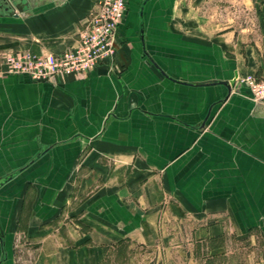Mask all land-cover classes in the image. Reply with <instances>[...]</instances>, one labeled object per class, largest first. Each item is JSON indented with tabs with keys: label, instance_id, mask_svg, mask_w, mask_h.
<instances>
[{
	"label": "crops",
	"instance_id": "1",
	"mask_svg": "<svg viewBox=\"0 0 264 264\" xmlns=\"http://www.w3.org/2000/svg\"><path fill=\"white\" fill-rule=\"evenodd\" d=\"M139 1L113 59L50 83L3 53L73 47L97 0H4L0 258L15 224L29 264H216L234 243L264 264V107L240 81L264 77V0Z\"/></svg>",
	"mask_w": 264,
	"mask_h": 264
},
{
	"label": "built area",
	"instance_id": "2",
	"mask_svg": "<svg viewBox=\"0 0 264 264\" xmlns=\"http://www.w3.org/2000/svg\"><path fill=\"white\" fill-rule=\"evenodd\" d=\"M96 10L79 28L77 43L61 53H34L17 49L3 53L7 71L32 82L55 83L65 74L85 76L106 60L113 59L121 41L120 27L127 17L128 0H97ZM250 97L264 107V77L249 74L240 79Z\"/></svg>",
	"mask_w": 264,
	"mask_h": 264
},
{
	"label": "rangeland",
	"instance_id": "3",
	"mask_svg": "<svg viewBox=\"0 0 264 264\" xmlns=\"http://www.w3.org/2000/svg\"><path fill=\"white\" fill-rule=\"evenodd\" d=\"M142 2H143V0L136 2V5L134 7H132L134 14L137 16L140 13ZM217 4L219 7L222 6V9H224L226 2L224 0H218ZM230 4H231L230 2H227V6ZM238 10H239L238 18L236 19L235 23L238 22V19H239L240 10H241L240 5H238ZM219 13H220V15L218 16V22L221 23L220 27H224V26L230 25L232 23V21H230L232 15L230 14L229 11L223 10V12L221 11ZM233 23H234V21H233ZM7 212H6V214H4V217H6V215L9 216V214H10V212H12V210H8ZM8 218L10 220V217H8ZM21 228L22 227H18V226L16 227L15 224H13V225L8 224V227H4V233H7V236L9 235L8 236L9 237L8 249L10 252V256H9L10 258L5 260L4 264H23V263L29 264L30 263V258L26 255L29 258V260L25 262V261H23V259H22L23 256L21 254L23 251V253L25 252V253H30L29 255H33V249H32L33 244L31 243V239H29L26 235L21 234L22 237H20V235H18V231L20 232ZM229 251L230 252H229L227 258H225L223 256L221 258L214 259L213 262L216 264H242L244 256L241 255L240 251H245V250H240L239 244L234 243V246H232V249L230 248ZM17 255H18V257L20 255V257H22V258H17ZM15 259L16 260L20 259V261L17 260V262H16ZM146 260H147L146 258H144V259L138 258L137 260L135 259V261H136L135 264H147ZM153 261H155V259ZM176 261H178V259H176ZM151 263H153V262H151Z\"/></svg>",
	"mask_w": 264,
	"mask_h": 264
},
{
	"label": "water",
	"instance_id": "4",
	"mask_svg": "<svg viewBox=\"0 0 264 264\" xmlns=\"http://www.w3.org/2000/svg\"><path fill=\"white\" fill-rule=\"evenodd\" d=\"M148 2V0H144V2H143V4H142V9H143V7H144V5L146 4ZM141 14H142V10H141ZM141 40H142V42L144 43V40H145V38H144V29H143V21H142V25H141ZM217 84H224V85H226L228 88H232V86L235 84V80H232V81H217ZM259 105V107H263L262 105H260V104H258ZM9 178V177H8ZM8 178H6V179H4V181H7L8 180ZM3 181V182H4ZM3 182H1L0 184H2Z\"/></svg>",
	"mask_w": 264,
	"mask_h": 264
},
{
	"label": "flooded vegetation",
	"instance_id": "5",
	"mask_svg": "<svg viewBox=\"0 0 264 264\" xmlns=\"http://www.w3.org/2000/svg\"><path fill=\"white\" fill-rule=\"evenodd\" d=\"M0 9H2V10H4V9L9 10V8L6 7V5L4 4V0H0ZM0 235H1V231H0ZM3 259H4V260L6 259V252H5V251H3V253H2V256H1V258H0V262H1Z\"/></svg>",
	"mask_w": 264,
	"mask_h": 264
}]
</instances>
